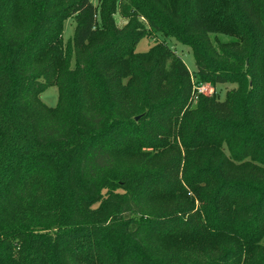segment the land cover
I'll return each instance as SVG.
<instances>
[{
    "label": "trees",
    "instance_id": "trees-1",
    "mask_svg": "<svg viewBox=\"0 0 264 264\" xmlns=\"http://www.w3.org/2000/svg\"><path fill=\"white\" fill-rule=\"evenodd\" d=\"M98 15L0 0V264H264V0ZM147 37L188 46L196 71L165 43L136 52ZM192 76L237 87L195 99Z\"/></svg>",
    "mask_w": 264,
    "mask_h": 264
},
{
    "label": "rangeland",
    "instance_id": "rangeland-1",
    "mask_svg": "<svg viewBox=\"0 0 264 264\" xmlns=\"http://www.w3.org/2000/svg\"><path fill=\"white\" fill-rule=\"evenodd\" d=\"M91 2L95 6H99V15H98V22L101 24L102 21V15H101V8L104 5V0H91ZM115 25L118 28H124L128 27L130 25V20L124 19L120 16V14L117 12L113 16ZM141 22H145L144 20L140 19ZM133 25H130L129 28L132 29ZM74 28H75V22L73 18H70L65 21L64 23V32H63V41L66 43L69 39L73 37L74 33ZM211 43L213 48L216 50L218 54H221L222 49H227V43L231 42L228 38H225L223 36L218 35V38H215L213 35L210 36ZM157 43H165L167 44L174 52L176 55L180 56L182 60L184 61L185 65L187 66L188 70L193 74V72L196 71V65H195V60L193 53L191 49L188 46L183 45L182 43L178 42L174 38H169L165 40L164 38L160 37H147L144 38L139 42V44L136 47V52L138 53H144L148 52L152 47H154L155 44ZM193 78L191 79L192 84H193V94H194V89L198 87H207V89H211L213 93L212 95H209V97L213 96L215 92L218 91V94L220 95L219 100H224L227 92L231 91L232 89L236 88V84H224L220 85L215 88L210 84V83H205V84H198L195 76H192ZM203 96V95H202ZM42 102L51 108L56 107L57 102H58V89L55 86L49 87L41 96Z\"/></svg>",
    "mask_w": 264,
    "mask_h": 264
},
{
    "label": "built area",
    "instance_id": "built-area-1",
    "mask_svg": "<svg viewBox=\"0 0 264 264\" xmlns=\"http://www.w3.org/2000/svg\"><path fill=\"white\" fill-rule=\"evenodd\" d=\"M211 93H213L211 89L208 90L207 87L202 86L194 89L193 96L196 99L199 95L209 96L212 95Z\"/></svg>",
    "mask_w": 264,
    "mask_h": 264
},
{
    "label": "water",
    "instance_id": "water-1",
    "mask_svg": "<svg viewBox=\"0 0 264 264\" xmlns=\"http://www.w3.org/2000/svg\"><path fill=\"white\" fill-rule=\"evenodd\" d=\"M139 118H137V120H138Z\"/></svg>",
    "mask_w": 264,
    "mask_h": 264
}]
</instances>
